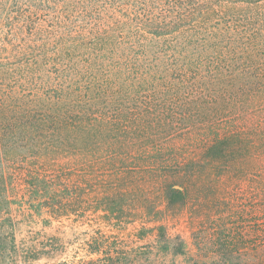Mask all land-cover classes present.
Here are the masks:
<instances>
[{
  "label": "trees",
  "instance_id": "1",
  "mask_svg": "<svg viewBox=\"0 0 264 264\" xmlns=\"http://www.w3.org/2000/svg\"><path fill=\"white\" fill-rule=\"evenodd\" d=\"M87 210L69 264L182 254L181 216L192 264H264V0H0V264Z\"/></svg>",
  "mask_w": 264,
  "mask_h": 264
},
{
  "label": "rangeland",
  "instance_id": "2",
  "mask_svg": "<svg viewBox=\"0 0 264 264\" xmlns=\"http://www.w3.org/2000/svg\"><path fill=\"white\" fill-rule=\"evenodd\" d=\"M166 224L172 236L176 235L181 240L184 253L172 254L171 252L163 253L160 250L157 252L156 248L149 247L148 249L146 244L151 243L152 237L138 240L132 232V228L137 224H133L126 229L127 235L121 236L126 241L128 248H133L134 252H137L133 264H192V256L195 255V251L192 246L190 227L185 216L166 220ZM107 228L109 227L99 222L92 211L87 210L80 217L72 215L69 218L53 220L50 225L38 217L36 224L21 227L23 231L17 236V240L19 243L32 240L41 245L39 250L42 254L41 257L31 264H61L63 262L69 264L72 261L79 263L89 258H100V254L87 253L85 250L86 240L90 239L92 233L103 232ZM145 248L148 250L144 252ZM20 264L23 262L21 261Z\"/></svg>",
  "mask_w": 264,
  "mask_h": 264
}]
</instances>
